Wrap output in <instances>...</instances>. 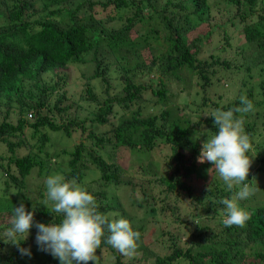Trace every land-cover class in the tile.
<instances>
[{
    "label": "trees",
    "instance_id": "trees-1",
    "mask_svg": "<svg viewBox=\"0 0 264 264\" xmlns=\"http://www.w3.org/2000/svg\"><path fill=\"white\" fill-rule=\"evenodd\" d=\"M74 1L0 0V235L11 226L13 208L21 202L29 211L35 204L36 221L53 222L54 214L42 203L46 187L36 185L52 174L76 180L95 196L102 214L114 211L116 206L107 201L108 187L134 185L126 167L133 152L138 167L155 179L149 178L140 188L143 197L151 196L159 206V214L151 218L161 224L154 241H162L154 246L149 239L152 232L144 233L149 218L144 215L135 226L132 205L130 210L123 205L122 218L141 236L130 256L102 243L115 256L113 264H264V120L257 115V106L264 105V0H226L236 6L233 18H240L244 26L235 37L224 30L222 40L227 44L211 48L210 58L204 61L193 50L203 36L193 40L190 36L208 24L212 0H166L165 4L82 0L71 5ZM114 21L120 24L110 26ZM214 31L205 29L208 40ZM153 46L163 51L161 56L151 53ZM76 64L90 65L84 98L97 109L88 115L77 103L66 102L65 87ZM184 71L199 77L202 97L191 103H197V122L185 110L190 102L178 107L166 102L172 93L166 87L168 80L180 82L182 93L194 91L197 79L184 76ZM114 77L119 85L112 93ZM228 81L234 99L209 95L211 89L225 90ZM93 82L104 87L102 92ZM241 96L251 100L255 109L244 114V127L254 145L249 153L253 158L249 180L256 191L239 201L251 219L243 227H226L224 206L213 202L231 198L238 188L228 191L215 170L211 177L212 165L196 158L202 142L218 131L214 118L207 115L241 106ZM116 107L123 112L117 123L112 121ZM29 113L34 121L27 118ZM26 128L33 130L31 138L37 140L30 149L25 148ZM54 132L79 141L70 149L52 151L48 143ZM146 152L151 153V163L155 154L163 153L161 172L136 156ZM34 178L40 180L34 183ZM184 203L190 205L188 212ZM36 234L34 227L21 242L31 249V257L21 256L16 246L0 239V264H60L48 253L43 258Z\"/></svg>",
    "mask_w": 264,
    "mask_h": 264
},
{
    "label": "clouds",
    "instance_id": "clouds-1",
    "mask_svg": "<svg viewBox=\"0 0 264 264\" xmlns=\"http://www.w3.org/2000/svg\"><path fill=\"white\" fill-rule=\"evenodd\" d=\"M241 106L228 110H216L207 116L214 118L218 131L208 135L202 142L198 163H210L208 169L218 177L228 191L238 188L231 198H222L213 203L224 206L222 223L226 227L245 226L251 214L240 206L239 201L255 194L256 189L249 180L254 151L253 142L245 131L244 114L254 112V105L246 96L240 97ZM241 114L237 117L235 114ZM46 191L43 206L54 214L51 223L35 220L37 207L33 203L29 211L21 202L14 206L8 227L0 239L16 246L21 256L31 257V249L21 246L32 228L37 229L36 243L39 250L47 252L60 264H99L97 250L102 243L110 245L122 255H133L139 247L140 232L125 218L110 219L98 211L95 196L76 180H68L63 174L49 175L45 181ZM210 191V184L207 188ZM60 217L59 222L56 218ZM199 224L198 221L194 220ZM200 225V224H199Z\"/></svg>",
    "mask_w": 264,
    "mask_h": 264
},
{
    "label": "rangeland",
    "instance_id": "rangeland-1",
    "mask_svg": "<svg viewBox=\"0 0 264 264\" xmlns=\"http://www.w3.org/2000/svg\"><path fill=\"white\" fill-rule=\"evenodd\" d=\"M80 1L82 0H76L74 2H71V5H77ZM160 3L165 4L166 0H159ZM210 8H211V16L208 19V24H206V26L204 27L206 30H211L214 28V34L215 36L212 38V40H208V37L205 35V29L201 28V29H197L195 32L196 34H192L190 36V39L193 40V38L197 37L198 35H202L203 37L198 39L199 41L193 45L195 47H193V50L196 52L197 57H199L201 60H205V59H209L210 58V51L211 48L212 50H216L219 48L224 47L227 42L225 40H222V38L224 36H226V33H224V30H227L228 35L235 37L236 34H238V32L240 31V29L242 30L244 23L241 22L240 18L236 17L233 18L236 13V6H234L233 3L231 2H227L226 0H212L211 4H210ZM260 9L259 7L256 9V12H259ZM80 13H82V11H79ZM255 12V13H256ZM147 15V12L145 13ZM229 18H233L232 21L228 20ZM254 19V18H253ZM251 19H248V21H250ZM118 23L116 21L110 23V26H115ZM120 24V23H119ZM118 24V25H119ZM117 25V26H118ZM207 32V31H206ZM242 31L239 33V37H241ZM221 39V41H219ZM190 40V42H191ZM154 46H157L156 43L154 44ZM154 46L152 48H150V51L152 54H157V56H161L162 54V50L156 51V49L154 48ZM90 65H80V64H76V65H72L70 68V74H69V81L68 84L65 87V90H67L68 92V98L66 100V102L68 103H77L79 107H82L84 110H82V112L85 115H88L89 111H94L97 109V106H95L94 104L89 103L85 98V91H86V86L84 85L86 82V76H88L90 74V68L87 67ZM184 76H193L192 80L197 79V84H195V88L194 91H190L188 90L187 92H183L181 90V83L178 81H170L168 80L166 83V87L169 88L170 92L172 93H168L167 94V99L166 102H173L175 103V107L177 106H183L186 101L190 102L188 108L186 107V111L188 113V115H192L193 116V120L197 122L199 115L197 114V110H196V104H192L194 101L198 102L199 99L202 97V95H199V86L200 83H198V76L194 73H190L188 71H184ZM51 77V74H47L45 76L46 79H49ZM114 84L113 86L110 88V92L114 93L118 90L117 86L119 85V80H117L115 77L112 79ZM238 78L236 79V82H238ZM260 79L257 80V82H259ZM228 84H230L229 86H226L225 90L222 91H218L220 90L219 88L217 89V91L215 92V90L211 89L209 91V95L212 96L213 98H216L219 94V96H223V99L225 100H229V99H234V92H233V86H231L230 81H228ZM93 85L95 86V89L97 90V92L99 93L100 91L102 92V89H104V87H102L101 84L95 83L93 82ZM221 88H223V86H220ZM173 94V95H172ZM191 96H188V95ZM224 94V95H223ZM261 97V96H260ZM259 99V98H257ZM264 102V101H263ZM188 104V103H186ZM155 113L157 112V109L154 108ZM257 112H258V116H262V119L264 120V105L263 106H257ZM16 115L14 116V120H17V117L19 116L18 113H15ZM123 115V112L121 111V109L119 107L115 108V114L112 117V121H114L115 123H117L119 121L120 116ZM28 119H32V121H34V117H32L30 115V113L27 115ZM108 129V125L105 127V130ZM32 129L31 128H26L25 129V134H26V145L25 148L30 149L31 146H36L37 145V140L31 138L32 135ZM264 130L261 131V133H263ZM201 134H197V137L199 139V141H201ZM256 138H258L256 136ZM20 139L16 138L14 139L15 141H18ZM76 139V140H75ZM75 139H71L68 140L63 136V133L61 132H54L51 133L50 136V142L48 143V148H50L52 151H54L55 149H63V148H71L75 142H78L79 139L75 138ZM201 143V142H200ZM202 146V144H201ZM163 154V153H162ZM162 154L161 152L155 154L153 156V163H151L150 161V155L151 153L146 152L143 155L142 154H136V156H138V158L141 159L142 164L146 165L148 168L150 167L151 170H156V172H161L163 170V159H162ZM140 162L137 161L135 158H133V152L131 154V156L129 157V160L126 162V167H129L128 170V176L131 177L135 183L134 185H131V187H119L115 186L114 183L111 184V186L108 187V196H107V201L109 203H112L113 205L116 206V208L114 209V211L107 213V216L111 219L115 218V219H119L122 218L121 214H120V210L123 208V205L127 206V209H129V206L132 205L133 209L132 211H130V214H132L133 216L137 217V220H135L134 217V224L135 226H138V221L143 219L144 215L149 218L150 222H148L147 227L144 226V233L145 235H149L152 232V237H154V239L151 237L149 238L150 241H153L154 246L159 244L161 241H154L157 240L156 238L158 237V235H155L154 232H156V228L159 227L161 224L159 223H155L156 220L152 219L151 216L154 215V213L159 214V206H157V202H154V200L151 198V196L148 197H143L141 195V186L143 184H147V181L149 178H152V174L151 173H144V169L141 167H138V164ZM36 176V174L34 175ZM47 178V176H45L44 178H42L41 182L36 183V185H41L42 188L43 186H45V179ZM263 181H264V175H262ZM153 180H155L154 178H152ZM40 178H34V183L39 181ZM37 189V188H36ZM127 193V194H126ZM119 196H122V198H120ZM138 208V210L136 208ZM184 210H186L187 212L190 209V205L189 203H184ZM130 210V209H129ZM156 210V211H155ZM144 213V214H143ZM109 214V215H108ZM116 215L118 217H116ZM187 231H189L188 229H186ZM186 232V231H185ZM154 233V235H153ZM187 233V232H186ZM182 234L183 237L186 236V234L183 232ZM188 234V233H187ZM189 235V234H188ZM190 240V237L188 236L187 240ZM186 240V239H185ZM192 241V240H191ZM184 242V241H183ZM102 250L98 249L97 250V255L99 256V264H113L116 260L115 256L113 255L111 249H109L108 247H101ZM158 250L160 252H164L163 248L160 249L158 248ZM41 255L43 256V258L47 257L46 253L47 252H43L40 251Z\"/></svg>",
    "mask_w": 264,
    "mask_h": 264
}]
</instances>
